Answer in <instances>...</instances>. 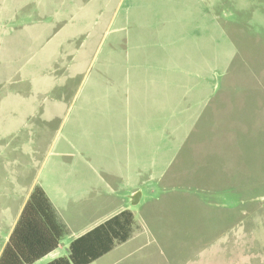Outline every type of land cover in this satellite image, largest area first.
<instances>
[{"label": "rangeland", "instance_id": "rangeland-1", "mask_svg": "<svg viewBox=\"0 0 264 264\" xmlns=\"http://www.w3.org/2000/svg\"><path fill=\"white\" fill-rule=\"evenodd\" d=\"M26 1L32 17L36 10L30 9L41 0ZM92 1L95 8L84 12L86 25L90 13L96 17L87 25L84 45L90 52L104 30H111L118 2ZM132 1L123 13L128 23L120 40H111L112 55L128 56L142 70L131 78L160 81V89H167L152 90L165 100L166 113L154 114L151 124L156 134L167 129L166 137L159 143L153 132L155 143L147 150L158 163L131 164V186L117 192L116 206L133 214V239L93 264H264V0ZM56 22L62 25L61 18ZM189 25H195L193 31ZM64 38L58 36L59 43ZM151 59L157 69L144 68ZM78 60L81 67L68 73L66 89L59 82L58 96L70 97L82 79L87 54ZM103 61L98 68L104 67V75L91 78L100 80L96 98L93 93L87 102L63 98L48 117L54 138L50 163L63 165L61 174L67 164H84L90 185L125 173L123 164H105L103 158L108 102L103 86L125 71ZM109 158L115 162L114 151ZM135 186L141 200L133 205ZM88 195L94 196L91 188ZM112 208L108 201L107 213Z\"/></svg>", "mask_w": 264, "mask_h": 264}, {"label": "crops", "instance_id": "crops-1", "mask_svg": "<svg viewBox=\"0 0 264 264\" xmlns=\"http://www.w3.org/2000/svg\"><path fill=\"white\" fill-rule=\"evenodd\" d=\"M96 2L41 0L35 8L30 9L36 10L32 17V13L27 12L29 4L26 0L0 4V256L35 188L44 191L54 210L56 222L63 231L58 247L35 263L49 264L67 258L73 240L126 210L116 206L117 192L120 188L128 190L131 186V164L158 163L151 161L154 159L153 151L148 153L150 149L147 148L155 143L153 116L165 117L166 103L157 98L159 93L152 90L159 88L161 94L167 89H160L163 86L159 85L160 81L152 84L131 78L133 71L140 73L142 70L136 69L134 63L127 59L128 56L122 60L112 55L116 42L112 44L111 40L115 37L118 38L115 40H120L128 23V20L123 21V13L131 10L134 1L124 6V1L118 0L113 9L111 30L108 33L104 30L102 37L98 38V48L90 52L84 45L91 30L87 25H91L96 17L90 13L86 25L84 12L89 7L95 8ZM19 18L23 22L12 24ZM60 18L62 25L56 22ZM30 19L33 21L29 22ZM22 23L26 29L19 26ZM82 25H85V29H80ZM189 27L193 31L195 25ZM60 35L66 37L64 43H59ZM168 36L169 31L163 40H167ZM83 53L87 54V60L82 61V79L74 88L72 85L70 97L58 96L59 91L66 89L68 73H72L76 65L81 67L78 59ZM103 58L106 65L114 62L123 68L122 73L125 71L119 81L105 82L103 86L108 101L103 119L106 136L104 162L123 164L125 173L116 171L108 179L90 185L84 164H67L65 174H61L63 165L50 163L54 138L51 137L48 117L53 116L63 98H72L73 103L81 98L87 102L90 100L87 96L91 93L96 98L100 80L91 78L94 73L98 77L104 75V67L102 71L98 68ZM145 61L144 68H158L153 66L158 65L155 59ZM57 66L58 70L55 69ZM59 82L62 84L61 90ZM56 87L57 91L53 90ZM111 105L113 108H109ZM95 116H99L98 108ZM161 123L159 120L158 124ZM166 130L158 134L154 132L159 136V143H163ZM110 149L116 156L115 162L109 158L112 153L108 151ZM89 188L94 192L93 197L88 195ZM131 190V194H136V186ZM101 192L106 195H101ZM108 201L110 206H115L109 213ZM64 202L67 205H63ZM131 233L126 242L115 243L110 252L96 261L130 242L133 239Z\"/></svg>", "mask_w": 264, "mask_h": 264}, {"label": "trees", "instance_id": "trees-1", "mask_svg": "<svg viewBox=\"0 0 264 264\" xmlns=\"http://www.w3.org/2000/svg\"><path fill=\"white\" fill-rule=\"evenodd\" d=\"M132 224L133 214L121 211L73 240L67 258L49 264H91L110 252L115 243L126 242ZM62 233L44 191L35 188L3 249L0 264H35L58 247Z\"/></svg>", "mask_w": 264, "mask_h": 264}, {"label": "water", "instance_id": "water-1", "mask_svg": "<svg viewBox=\"0 0 264 264\" xmlns=\"http://www.w3.org/2000/svg\"><path fill=\"white\" fill-rule=\"evenodd\" d=\"M140 200V193H136L134 195L131 196V203L133 205H136Z\"/></svg>", "mask_w": 264, "mask_h": 264}]
</instances>
